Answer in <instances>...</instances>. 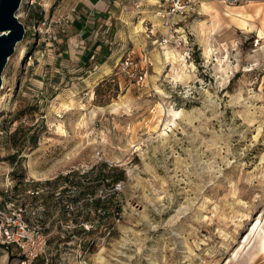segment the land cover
Listing matches in <instances>:
<instances>
[{"label":"rangeland","instance_id":"obj_1","mask_svg":"<svg viewBox=\"0 0 264 264\" xmlns=\"http://www.w3.org/2000/svg\"><path fill=\"white\" fill-rule=\"evenodd\" d=\"M76 1L22 0L25 37L0 89V184L9 174L25 204L17 188L51 181L47 214L63 219L49 230L47 254L30 264H264L253 230L264 226L260 13L251 30L228 27L212 16L226 4L202 3L161 45L164 0L139 8L121 0L116 34L127 50L101 76L94 58L78 63L64 52L66 44L81 55ZM42 17L50 33L37 30ZM144 46L152 64L138 85L118 66L130 52L139 61ZM100 188L105 196L95 197ZM67 203L78 207L69 214ZM0 264H24L22 254L0 246Z\"/></svg>","mask_w":264,"mask_h":264},{"label":"built area","instance_id":"obj_2","mask_svg":"<svg viewBox=\"0 0 264 264\" xmlns=\"http://www.w3.org/2000/svg\"><path fill=\"white\" fill-rule=\"evenodd\" d=\"M205 1L208 0H164V4L160 3L157 14L166 30L159 40V44L165 45L172 41L178 32L177 27L181 21L201 14V5ZM211 1L235 5L250 0ZM133 4L139 8L142 2L141 0H133ZM36 27L41 32L50 33L52 31L50 22L44 18L36 23ZM151 64L149 48L144 46L140 52L139 61H135V57L130 52L121 60L118 69L125 79L142 85L146 81ZM107 181L108 179H106ZM104 185L105 183H103ZM122 185V182L119 181L116 183V188L119 189ZM43 188L44 186L38 185L35 188H28L26 193L37 195L42 192ZM104 192V189L100 188L95 197H104ZM95 197L89 195L88 199L93 200ZM77 207V204L67 203L65 209L70 214ZM45 212V208L40 204L28 210L24 202L21 201L15 190V184L8 174L3 184H0V246L6 249L16 248L22 254L24 264H30L36 258L45 256L49 247L50 236L48 231L49 222L44 223L41 221ZM53 219L63 224V219L58 212L53 215ZM68 221L71 222V219ZM85 226L89 228L87 223H85Z\"/></svg>","mask_w":264,"mask_h":264},{"label":"crops","instance_id":"obj_3","mask_svg":"<svg viewBox=\"0 0 264 264\" xmlns=\"http://www.w3.org/2000/svg\"><path fill=\"white\" fill-rule=\"evenodd\" d=\"M255 1L258 3V7L261 8L260 16H262V26L264 28V0ZM126 5L127 4H123V1L121 0H77L74 7H77L79 12L75 15V18H77L74 22L75 30L72 38L78 41L76 46L79 48L78 51L81 55L76 56L77 58H73L71 55L72 50L69 49L66 44L63 46L66 50L64 52L70 53V59L78 63H82L84 61L83 59L88 60L94 58V62H98L95 66L99 67L102 72L100 75H110V71L117 66L118 60L122 56L123 52L127 50V47H123L125 45L124 42L122 43L123 46L121 49L118 47V32H116L118 19H125V15L122 10ZM237 7H239V5ZM257 24L259 26V23ZM123 48L124 50H122ZM119 50L122 51L117 57ZM36 179L40 182H35ZM41 181V178L34 177L32 180L24 184L26 185L25 188H17V191L25 190L26 193V189L28 187L35 188L38 185L42 186V183L44 182ZM51 183V181L45 182V185L43 184L44 188L42 192L37 195L25 194V205L28 210L38 204L45 208L46 212L43 214L41 221L44 223L49 222L50 225L48 226V231L59 226L57 220L53 219V215L48 217L47 214V211L53 209L52 204H50L52 194H50L48 190V186ZM57 199L58 198H55L54 196V200L56 202Z\"/></svg>","mask_w":264,"mask_h":264},{"label":"water","instance_id":"obj_4","mask_svg":"<svg viewBox=\"0 0 264 264\" xmlns=\"http://www.w3.org/2000/svg\"><path fill=\"white\" fill-rule=\"evenodd\" d=\"M21 5L22 0H0V89L8 60L25 37V26L17 16Z\"/></svg>","mask_w":264,"mask_h":264},{"label":"bare ground","instance_id":"obj_5","mask_svg":"<svg viewBox=\"0 0 264 264\" xmlns=\"http://www.w3.org/2000/svg\"><path fill=\"white\" fill-rule=\"evenodd\" d=\"M211 0L203 2L207 4V2H210ZM228 8H226L222 13L219 11H213L212 10V16L217 19L219 24H222L223 19L226 21V25L228 27L231 26H237L241 29L251 30L252 28V17L256 14H259L261 11V8L258 7L257 9H249L247 7L239 6L236 7V5H227ZM238 6V5H237ZM205 7H208L207 5ZM258 37L264 38V32L262 30L259 31ZM212 48H209L208 46L205 48V53L210 54V51ZM173 62H176L179 58L176 53H173ZM181 55V54H180ZM173 114L177 116L180 112L178 110L171 109ZM260 222V221H259ZM258 221L255 223V226L253 230L257 229L259 227V230L256 235V242H259L260 248L264 250V226L260 225Z\"/></svg>","mask_w":264,"mask_h":264},{"label":"trees","instance_id":"obj_6","mask_svg":"<svg viewBox=\"0 0 264 264\" xmlns=\"http://www.w3.org/2000/svg\"><path fill=\"white\" fill-rule=\"evenodd\" d=\"M42 19H43V17H42ZM41 20V19H40ZM20 253V252H19Z\"/></svg>","mask_w":264,"mask_h":264}]
</instances>
